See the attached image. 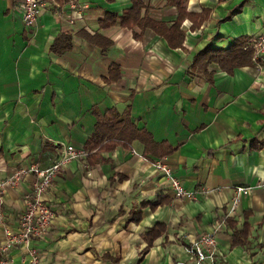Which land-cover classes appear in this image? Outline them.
Wrapping results in <instances>:
<instances>
[{"label":"crops","instance_id":"1","mask_svg":"<svg viewBox=\"0 0 264 264\" xmlns=\"http://www.w3.org/2000/svg\"><path fill=\"white\" fill-rule=\"evenodd\" d=\"M138 1L136 21L122 23L132 0H46L26 26L22 0H0V179L46 167L63 143L89 147L98 125L113 131L54 177L43 197L55 215L32 246L41 264H173L221 224L213 264H264V65L229 71L199 54L264 33V0H185L183 10ZM60 33L71 45L56 52ZM167 149L196 197H176L152 166ZM35 179L5 184L10 228ZM238 184L250 194L227 214ZM237 230L244 243L234 244ZM7 257L30 264L24 245Z\"/></svg>","mask_w":264,"mask_h":264},{"label":"built area","instance_id":"2","mask_svg":"<svg viewBox=\"0 0 264 264\" xmlns=\"http://www.w3.org/2000/svg\"><path fill=\"white\" fill-rule=\"evenodd\" d=\"M45 3L46 0H22V21L26 26L36 21ZM70 6L72 9L77 10L78 6L75 1H71ZM252 36V46L254 48L252 60L261 62L264 65V33L259 32V34ZM87 153L84 148L63 143L60 146L59 157L46 167H40L36 162H33L26 166H19L14 175L4 178V180L0 179V226L4 231V238L0 241V264H8L9 259L7 255L9 250L13 246L21 245H24L27 249V253L30 256V264H41V256L38 249L32 246V241L47 234L51 220L55 215L53 207L43 196L63 166L73 159L85 157L88 155ZM152 166L168 181L176 197H186L189 199L196 197V194L193 191L185 189L181 180L174 175L172 167L167 161V156L163 155L162 157L153 159ZM29 173H34L36 179L33 182L31 191L23 197L24 207L20 211L16 225L10 228L5 223V214L2 209L5 184H13L19 179L20 175ZM250 190V185H235L234 192L236 193L227 206V214L235 211L239 196L241 194H250ZM220 225L217 224L212 231L199 234L186 247L190 260H180L173 264H202L203 261H206V264H213V260L217 255L214 232L218 230Z\"/></svg>","mask_w":264,"mask_h":264},{"label":"trees","instance_id":"3","mask_svg":"<svg viewBox=\"0 0 264 264\" xmlns=\"http://www.w3.org/2000/svg\"><path fill=\"white\" fill-rule=\"evenodd\" d=\"M62 1V0H59ZM185 0H173V2L176 4L177 7H179V10H183L184 7H182V3ZM138 0H132V5L129 7L128 12L124 13V22H128L131 20L132 22L136 21L138 15H139V6ZM182 12V11H181ZM115 13H109L106 17L111 18L112 22L115 18ZM183 15V13H182ZM177 25V24H176ZM175 25V26H176ZM174 30H170L171 36L177 35L172 33ZM181 35H179L180 37ZM252 38L253 36H245L241 38L235 39L231 44H229L227 47H210L205 46L200 51V57L201 61H204L206 63H218L222 68L226 70H231L235 66H242L246 65L247 63H251L252 56L254 54V48L252 46ZM181 39V38H180ZM180 42V40H179ZM71 45V39L70 34L67 33H60L55 37L54 42L51 44L50 49L55 50L56 52L62 51L65 49H68ZM107 127H103L102 125H98V128L96 132L90 137V140L87 142L89 147H85L86 150H90V147H96L98 142H102L104 138H110L113 136V131H110L109 133L106 132ZM96 141V143H92L93 141ZM88 148V149H87ZM88 150V151H89ZM170 151L169 149L164 150L162 154L158 155L159 157H162L164 154H168ZM228 219V218H227ZM157 228V226H155ZM155 227H151L148 231V234L151 233V238L155 236ZM160 230V228H158ZM234 237V244L237 243H244L246 235L245 231L243 230H237L234 231L232 234Z\"/></svg>","mask_w":264,"mask_h":264}]
</instances>
